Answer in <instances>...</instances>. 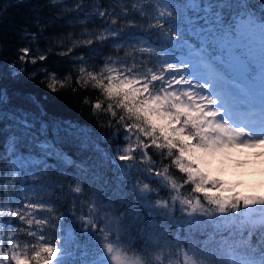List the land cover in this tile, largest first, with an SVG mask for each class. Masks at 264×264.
<instances>
[{
	"label": "snow or ice",
	"instance_id": "6c2138e0",
	"mask_svg": "<svg viewBox=\"0 0 264 264\" xmlns=\"http://www.w3.org/2000/svg\"><path fill=\"white\" fill-rule=\"evenodd\" d=\"M38 76L94 127L49 119ZM242 150L264 0H0V264H264V193L217 168Z\"/></svg>",
	"mask_w": 264,
	"mask_h": 264
},
{
	"label": "trees",
	"instance_id": "16d2710c",
	"mask_svg": "<svg viewBox=\"0 0 264 264\" xmlns=\"http://www.w3.org/2000/svg\"><path fill=\"white\" fill-rule=\"evenodd\" d=\"M3 3H9L10 0H2ZM69 3L72 0H68ZM15 41L13 40V45ZM47 42L41 41L40 47L42 49L46 48ZM13 51V49H9ZM9 56H5L4 59H9ZM59 57H51L44 63L48 65L49 70L56 67H62L63 65L58 64ZM37 64L35 66L29 65V67H39ZM41 77L38 76L35 80L26 81L24 84L25 95H33L36 97H41L45 106L49 111V119L64 120L78 122L84 127H94V122L89 118V113L86 108H82L78 99L72 97L70 92L58 91L55 95L48 92L47 88L40 82ZM28 106V105H26Z\"/></svg>",
	"mask_w": 264,
	"mask_h": 264
},
{
	"label": "rangeland",
	"instance_id": "374dc122",
	"mask_svg": "<svg viewBox=\"0 0 264 264\" xmlns=\"http://www.w3.org/2000/svg\"><path fill=\"white\" fill-rule=\"evenodd\" d=\"M242 151L245 153H234L231 160L217 165L221 178L237 191H251L252 184L257 193H264V157L252 159L246 153L253 150Z\"/></svg>",
	"mask_w": 264,
	"mask_h": 264
}]
</instances>
